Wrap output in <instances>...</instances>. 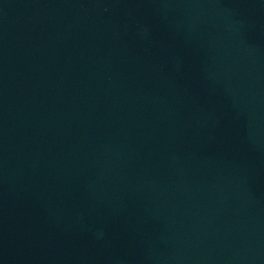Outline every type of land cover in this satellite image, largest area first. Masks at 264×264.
<instances>
[{
  "label": "water",
  "instance_id": "water-1",
  "mask_svg": "<svg viewBox=\"0 0 264 264\" xmlns=\"http://www.w3.org/2000/svg\"><path fill=\"white\" fill-rule=\"evenodd\" d=\"M0 264H264V0H0Z\"/></svg>",
  "mask_w": 264,
  "mask_h": 264
}]
</instances>
